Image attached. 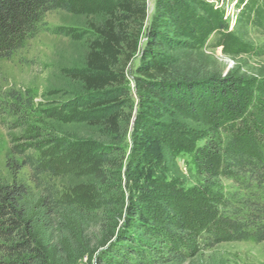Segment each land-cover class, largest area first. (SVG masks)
<instances>
[{"label":"rangeland","instance_id":"374dc122","mask_svg":"<svg viewBox=\"0 0 264 264\" xmlns=\"http://www.w3.org/2000/svg\"><path fill=\"white\" fill-rule=\"evenodd\" d=\"M115 1H59L57 8L43 15L35 35L0 60V112L5 110L0 113V179L33 188L30 170L24 167L14 173L7 167L6 154L23 143L44 147L48 157L42 165L50 171L44 178L51 177L58 190L64 216L51 232L38 229L51 264H135L134 257L113 256L128 239L150 230L147 222L128 211L137 187L177 180L180 187L189 189L197 183L192 155L173 150L170 141L182 135L172 138L161 130L195 132L202 125L179 113H163L157 128L133 127L137 110L133 72L146 52L151 30L159 33L165 45L159 55L169 79L200 83L234 77L246 84L255 100L264 98V56L244 51L264 37L254 27H243L245 15L238 13L250 0H147L137 55L125 72L129 105L124 113H131L130 120L121 124L118 137L94 126L90 119L98 118V113L87 109L84 102L89 95L71 75L85 71L89 43L95 38L93 27L105 21ZM235 28L240 46H229L225 35ZM115 138L120 140L122 157L115 164L123 159L119 167L106 165L98 155L117 148L112 143ZM129 162L131 171L126 172ZM69 205L75 212L67 209ZM153 210L163 220L160 209ZM182 264H264V243L227 242L210 249L199 245L195 253L185 254Z\"/></svg>","mask_w":264,"mask_h":264},{"label":"trees","instance_id":"16d2710c","mask_svg":"<svg viewBox=\"0 0 264 264\" xmlns=\"http://www.w3.org/2000/svg\"><path fill=\"white\" fill-rule=\"evenodd\" d=\"M59 1L0 0V60L35 35L43 15L57 8ZM146 1L116 0L105 21L93 27L95 38L89 43L85 71L71 75L89 95L84 102L87 109L98 113L91 123L115 137L122 135L121 124L131 117L124 113L129 105L125 72L137 55L139 31L147 18ZM241 12L245 15L242 26L254 27L264 37V0L246 2ZM235 32L236 28L225 35L229 46H240ZM164 46L159 33L151 30L146 52L133 72L137 89L133 127L157 128L163 113H179L202 125L195 132L161 130L172 138L182 135L170 140L173 150L192 155L198 180L189 189L180 187L177 180L139 185L134 202L128 201V211L147 222L150 230L128 239L113 257H134L135 264H182L185 254L195 253L199 245L210 249L227 242L263 244L264 98L255 100L246 84L234 77L200 83L169 79L159 55ZM244 51L264 56V40ZM4 112L3 108L0 113ZM112 143L117 148L98 155L106 165L119 167L123 159L115 161L121 157L120 140ZM43 149L38 143H23L10 147L6 154L7 167L14 173L24 167L30 170L33 188L0 179V264H51L38 229L51 232L64 216L58 190L51 177L44 178L50 171L42 165L48 157ZM67 209L75 212L71 205ZM153 209H160L163 220L153 215Z\"/></svg>","mask_w":264,"mask_h":264}]
</instances>
